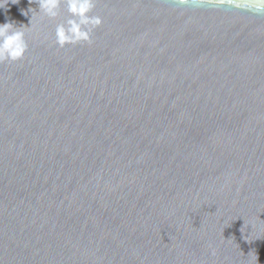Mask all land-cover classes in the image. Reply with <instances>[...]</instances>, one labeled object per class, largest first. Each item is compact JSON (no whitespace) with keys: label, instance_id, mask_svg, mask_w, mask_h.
Here are the masks:
<instances>
[{"label":"water","instance_id":"1","mask_svg":"<svg viewBox=\"0 0 264 264\" xmlns=\"http://www.w3.org/2000/svg\"><path fill=\"white\" fill-rule=\"evenodd\" d=\"M13 2L0 24L30 27ZM91 14V44H55L62 5L0 63V264H264V14Z\"/></svg>","mask_w":264,"mask_h":264},{"label":"clouds","instance_id":"2","mask_svg":"<svg viewBox=\"0 0 264 264\" xmlns=\"http://www.w3.org/2000/svg\"><path fill=\"white\" fill-rule=\"evenodd\" d=\"M32 2L37 4L38 11L28 9V12L32 13L30 27L33 16H41L49 21H55L60 15L63 5L67 17L56 23L54 28V40L59 48L66 45L91 44L93 30L102 23L99 16L91 14L95 7V0H30V3ZM173 2L178 6L185 4L198 6L203 0H173ZM214 2L254 14H264V0H214ZM6 3L7 0H0V7ZM24 14L27 15V13ZM30 27L23 25L16 27L12 22L0 24V63L17 62L25 57L29 45L23 29ZM209 249L210 254L214 256L216 253L211 245H209ZM256 262L257 256L255 255V264Z\"/></svg>","mask_w":264,"mask_h":264}]
</instances>
